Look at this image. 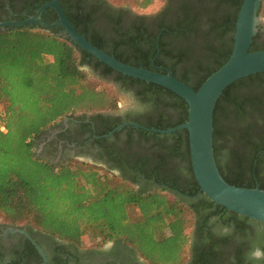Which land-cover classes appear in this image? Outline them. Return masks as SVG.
<instances>
[{
  "label": "trees",
  "instance_id": "obj_1",
  "mask_svg": "<svg viewBox=\"0 0 264 264\" xmlns=\"http://www.w3.org/2000/svg\"><path fill=\"white\" fill-rule=\"evenodd\" d=\"M138 1L147 7L155 0ZM243 1L166 0L161 12L153 16L158 21L152 34H147L146 24L125 25L122 15L88 9L83 0L77 9H64L75 29L100 50L132 66L140 67L141 62L151 71L154 66L168 67L175 78L190 80L198 90L229 59ZM140 15L144 23L150 14ZM98 22L107 26L99 28ZM160 32L169 37V50ZM259 37H254L251 51L264 50ZM87 58L95 60L99 79L118 74L111 83L136 88V97L152 110L163 115L179 111L175 119L133 122L166 130L187 121L188 104L179 95L115 71L57 36V29L0 30V217L8 224L28 225L77 247L86 237L98 245L123 240L151 264H264V258L250 260L248 256L254 248L264 252V224L216 205L203 193L206 200L196 204L177 199L165 189L141 192L91 164L57 166L35 156V140L64 117L117 110L115 94L98 88L82 69L89 63ZM122 123L115 118L108 131ZM124 130L153 143L150 150L155 154L180 157L200 188L192 169L187 130L169 135L131 126ZM214 151L219 171L229 184L264 190V72L233 83L218 100ZM216 208L223 212L220 221L232 225L230 233L206 230L207 216L202 210H212L209 217L220 213ZM194 234L196 240L185 260Z\"/></svg>",
  "mask_w": 264,
  "mask_h": 264
},
{
  "label": "flooded vegetation",
  "instance_id": "obj_2",
  "mask_svg": "<svg viewBox=\"0 0 264 264\" xmlns=\"http://www.w3.org/2000/svg\"><path fill=\"white\" fill-rule=\"evenodd\" d=\"M52 0H0V23L9 21H24L37 15L38 10ZM82 0H60L64 9H77L78 2ZM88 9L96 7L99 11L108 10L115 17L122 15L125 25L135 24L139 27L147 25L148 33L152 34L157 28V21L153 16L146 15L147 20L143 23L138 13H133L126 8H118L107 0H83ZM65 5V7L63 6ZM64 9V12H65ZM122 13V14H121ZM42 19L46 24H53L58 20L57 12L49 8ZM99 28H105L104 22H98ZM12 26H7L6 29ZM49 32L61 27L45 28L37 23L33 26ZM259 41L264 43V30L259 29ZM165 49L169 50L168 36H162ZM159 40V39H158ZM113 50V48H112ZM114 52V51H112ZM160 51L158 50L157 59ZM114 55V54H112ZM89 63L84 66L93 75L99 76V70H95V60L86 59ZM154 66V65H153ZM140 67H144L140 62ZM154 72L170 70L165 66H154ZM171 71V70H170ZM160 73V72H159ZM173 73V72H172ZM116 73L111 74L105 80L113 82L117 78ZM100 77V76H99ZM104 79V78H101ZM188 81V82H187ZM188 85L192 82L187 80ZM115 83V82H114ZM119 89L130 94L134 103L128 107H120L114 111L92 112L86 114H73L64 117L56 124L44 130L35 140V156L41 161L61 166L68 165L73 161L89 163L91 166L106 171L116 176L119 180L127 182L141 192H149L154 189H165L177 199H188L196 204L206 200L193 182L191 170L188 164H184L180 157H170L167 154H155L150 150L153 143H146L140 138L139 133L129 134L127 130L114 132L113 135L105 137L112 132L109 130L115 118L126 122H155L162 118H177L179 111L173 109L164 115L160 110H152L150 107L143 108L145 103L136 97V88H130L119 82ZM136 123V122H134ZM123 124V123H122ZM118 127V126H117ZM179 131V130H178ZM264 170L261 177L264 176ZM264 178V177H263ZM163 181V182H162ZM255 183H260L256 179ZM195 192L193 195L191 193ZM215 213L208 217L212 211L202 210L207 216V228L215 234H227L233 229L232 225L223 224L220 215L223 214L218 208L213 209ZM202 215V216H203ZM226 215V214H224ZM203 220V218H202ZM195 234L191 241L190 249L195 242ZM45 256V257H44ZM0 263L3 264H151L138 250L124 242L113 239L96 246L77 247L54 238L41 231H37L28 225H11L0 223Z\"/></svg>",
  "mask_w": 264,
  "mask_h": 264
},
{
  "label": "water",
  "instance_id": "obj_3",
  "mask_svg": "<svg viewBox=\"0 0 264 264\" xmlns=\"http://www.w3.org/2000/svg\"><path fill=\"white\" fill-rule=\"evenodd\" d=\"M263 3L264 0L243 1L235 23L234 44L229 59L210 75L198 90L175 78L170 70L164 74L144 67L132 66L100 50L75 29L61 7L60 0H52L44 4L37 15L27 20L1 22L0 30H6L7 26L20 28L37 23L46 29L61 27V32L57 33V36L68 39L115 71L147 83L160 85L179 95L188 104V119L185 123L163 130L126 122L105 137L127 126L160 135L187 130L192 169L200 192L216 205L264 224V190L259 187L245 188L229 184L219 171L214 151V113L218 100L233 83L264 72V50L251 51L253 39L260 29V11ZM49 8L54 9L58 15V20L53 24H46L42 19L43 13Z\"/></svg>",
  "mask_w": 264,
  "mask_h": 264
},
{
  "label": "rangeland",
  "instance_id": "obj_4",
  "mask_svg": "<svg viewBox=\"0 0 264 264\" xmlns=\"http://www.w3.org/2000/svg\"><path fill=\"white\" fill-rule=\"evenodd\" d=\"M107 1L118 8H126L129 11H132L133 13H138V14L157 13L158 11H160V9L164 7L166 3V0H155L152 5L143 7L138 0H107ZM260 27H262V29L264 30V3L260 11ZM82 69L88 73L90 79H94V81H96L98 88L105 89L115 94L116 100H117V109L119 108V106L128 107L129 105H132L134 103L135 99L130 94L121 91L119 87L113 85L111 81L101 80L96 75H93L92 73L87 71V69H85L84 67ZM142 107L144 109L145 108L149 109V106L146 104L144 106L142 105ZM105 111H112V110L107 109ZM93 112H99V111H93ZM77 162L78 161H73L72 163H77ZM86 164L89 165V163H86ZM102 173L106 174V171H103ZM116 179L117 178L114 177L112 180L116 181ZM131 212L135 217L138 216V212L134 208L132 209ZM0 223L8 224V222H5V220H3L2 217H0ZM98 244H99L98 241H93L90 237H86L80 247L96 246ZM189 249L190 247L185 250V260H187L190 255Z\"/></svg>",
  "mask_w": 264,
  "mask_h": 264
},
{
  "label": "clouds",
  "instance_id": "obj_5",
  "mask_svg": "<svg viewBox=\"0 0 264 264\" xmlns=\"http://www.w3.org/2000/svg\"><path fill=\"white\" fill-rule=\"evenodd\" d=\"M248 256L250 260H259L261 258H264V252H261V250L258 248H254L249 252Z\"/></svg>",
  "mask_w": 264,
  "mask_h": 264
},
{
  "label": "built area",
  "instance_id": "obj_6",
  "mask_svg": "<svg viewBox=\"0 0 264 264\" xmlns=\"http://www.w3.org/2000/svg\"><path fill=\"white\" fill-rule=\"evenodd\" d=\"M1 108V107H0Z\"/></svg>",
  "mask_w": 264,
  "mask_h": 264
}]
</instances>
